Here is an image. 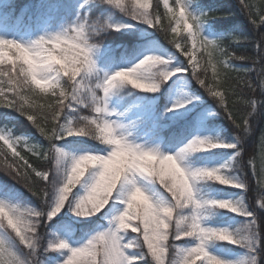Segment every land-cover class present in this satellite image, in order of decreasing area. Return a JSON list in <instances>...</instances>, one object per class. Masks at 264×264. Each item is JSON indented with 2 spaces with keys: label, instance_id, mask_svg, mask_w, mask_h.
Returning a JSON list of instances; mask_svg holds the SVG:
<instances>
[{
  "label": "snow or ice",
  "instance_id": "snow-or-ice-1",
  "mask_svg": "<svg viewBox=\"0 0 264 264\" xmlns=\"http://www.w3.org/2000/svg\"><path fill=\"white\" fill-rule=\"evenodd\" d=\"M84 2L87 3L88 0ZM105 2L124 11L136 21L162 32L166 38L171 32V43L180 50L179 53L187 57V64L174 70L165 67L160 72L158 83L151 90L140 83V74L146 70L151 71L157 65L168 64L166 59L156 55H148L133 67L123 68L99 82L90 83L88 74L95 69L94 50L100 46L94 41V34L107 29L118 31L126 25L102 22L86 14H82L63 31L41 36L31 44L0 38V104L24 115L49 142L45 149L42 145H30L26 137L15 136L10 130L0 131V154L10 152L19 161L8 164L5 171L29 186L33 195L44 204L43 207L36 208L14 203L10 197L0 198V209H3V213H0V228L7 233V236L0 234V264H35L31 257L42 246V233L47 228V221L56 217L66 203H71L73 189L89 173L91 182L87 185L86 194L78 198L73 209L95 199L100 206L90 215L100 212L113 199L114 192L121 185L127 186L122 193L125 207L113 217L108 228L97 231L79 246H72L64 239L49 242L50 249L67 250L65 259L58 264H260V257L264 255V237L261 235L264 217H258L255 205L249 210L243 197L236 202L216 199L203 195L198 188L201 181H214L247 190L249 179L226 175L220 168L188 167L184 164L186 154L219 146L235 148V158L238 161L244 151L241 135H237L235 143L228 144L196 137L177 153L163 154L155 148L133 143L118 131L119 125L115 121L105 116L108 111V95L115 87L127 83L139 89L157 91L175 73L190 72L218 101L233 125L238 130L243 128L246 133L250 127L249 120L243 118L242 123H238L236 116L229 111L225 93L232 89L219 79L218 71V68L241 71L235 69L233 60H243L245 57H237L235 52L224 47L228 41L225 38H209L203 31V25L208 20L230 13L219 9L196 13L191 10L187 0H177V11L176 7L168 5V0H164L168 19V24L165 25L161 22L159 12L152 10L151 0ZM244 7L249 9L250 16L259 15L260 22L264 23V15H260L264 13V7L257 12H253L248 4ZM252 22L256 23L255 20ZM173 23L175 26H172ZM181 26L187 30L185 41H190V50H185L176 40L175 34L180 31ZM228 36L236 38L233 33ZM17 47L32 54L51 51L54 58L33 67L13 54ZM256 47L258 56L253 63L258 66L261 78L259 87L264 95V38ZM197 51L206 53V63L212 66V85L206 84L205 79L201 78L199 62L193 63ZM69 52L72 54L71 58L67 55ZM243 71L247 74L250 70ZM244 83L249 88L253 87L249 81ZM221 87L225 91L217 90ZM24 92L35 96L37 102L28 103ZM9 96L12 98L9 99ZM40 100L45 102L39 103ZM246 103L252 108V112L246 116H251L256 111L257 102L248 100ZM81 106L89 110L87 114H82ZM183 106L184 103L173 104L167 111ZM70 110L80 113L74 121L68 119ZM71 135L92 137L111 146V150L106 154L96 152L71 156L69 162V153L59 147L57 141ZM17 147L27 148L37 161H46L47 165L34 166L17 151ZM62 164L64 174L60 177L58 173ZM249 165L253 175H256L252 160H249ZM93 169L96 171H92ZM260 174H264V167ZM33 177L42 182V187L37 189L34 186ZM141 178L157 181L169 198H157L141 184ZM52 195H55V203L49 208ZM214 206L230 209L251 219L235 232L213 226L205 221L208 217L207 210ZM259 209H264V194L261 195ZM24 211L28 212V218L21 214ZM129 229L138 234L135 237L137 244L125 243L123 234ZM245 231L251 236L250 244L242 239ZM177 241L191 246L182 247ZM216 241H227L246 247L256 255L245 256L239 260L226 259L212 252L211 245ZM137 247L140 249L139 254L129 253L128 249Z\"/></svg>",
  "mask_w": 264,
  "mask_h": 264
},
{
  "label": "trees",
  "instance_id": "trees-1",
  "mask_svg": "<svg viewBox=\"0 0 264 264\" xmlns=\"http://www.w3.org/2000/svg\"><path fill=\"white\" fill-rule=\"evenodd\" d=\"M81 0H0V38H8L10 33L16 30H21L25 27L32 26L36 34H39V27L41 22L46 18H51L54 23L64 22L72 23L73 20H78L82 14H86L92 19H99L102 22L106 21L111 24H123L125 27L120 30L107 29L99 31L94 34L93 39L99 43L100 59L98 65L95 66L93 73V83L99 82L101 77V69L104 67L123 64L127 61L135 59L144 51L153 45H157L160 49L167 52L171 57L177 60H182L187 64V57H184L180 50L176 49L171 43V32L166 38L162 32L147 25L146 23L136 21L124 11L116 8L105 2V0H88V3L81 7ZM189 7L196 13L205 12L211 9H219L223 12L230 13V15H221L214 17L203 25V31L209 38L223 37L227 41L225 45L230 52H235L237 57L243 56L245 59L233 60L235 69L220 71L219 79L226 82L231 87L230 92L225 95L228 99L229 111H232L237 118L238 123H242L243 118L249 120V130L245 133L243 128L238 130L232 121L227 118L222 106L213 98L207 90L201 86L191 75L187 73L191 93L198 97V106L194 111L189 112L185 117L177 121L165 115V108L168 103L169 83L165 81L161 84L159 94V101L157 102V122L159 134L164 138V143L177 147L185 143L200 126L198 111L202 107L212 108L214 115L208 116L205 119L206 127L210 130H219L220 135L227 141L235 143L237 135H241L244 151L237 161L235 158L233 169L239 177H246L249 179V186L247 190L234 189L225 186L221 183L210 181V185L219 188L223 194H242L249 210L253 206L258 209V217H264V209H259L261 195L264 194V174H260V170L264 167V95L259 87L260 77L258 66L254 65L253 61L258 56L256 45L264 38V23L260 22L259 15H249V9L244 5L251 6L253 12H257L261 7H264V0H187ZM152 10L159 12L162 18V23L168 24L167 9L164 5V0H151ZM176 5L177 0H168L169 4ZM264 15V13H260ZM253 20L256 21L253 24ZM173 26V25H172ZM229 33H233L236 38H230ZM176 35V40L181 43L185 50H190V41L186 42L187 34L180 32ZM208 57L206 53L199 51L198 71L201 78H204L206 84L212 85L213 69L211 64L206 63ZM215 63V61H213ZM191 66V65H190ZM243 69H249L247 74ZM98 77V78H97ZM6 79V78H3ZM244 81L252 83L253 87L246 86ZM6 87V86H5ZM219 91H225L224 87L218 88ZM134 91L132 87H127L125 93ZM7 94V93H6ZM28 97V103L37 102V98L30 93L24 92ZM152 94H145L142 91H135L131 95L133 98L148 99ZM12 97L9 96V99ZM131 100L129 102H131ZM248 100L257 102L256 111L251 116H246L247 113L252 112V108L246 103ZM44 103V100L38 101ZM82 114H87L89 111L81 106ZM80 113L70 110L68 113L69 120H75ZM11 131L15 136L26 137L30 145H42L45 149L48 147V140L46 137L32 124L24 115L16 109L7 108L0 104V131ZM2 143V142H0ZM99 143L98 140L82 135L77 138H65L58 140L57 145L69 151H95V146ZM17 151L28 159L29 163L34 166L37 164L47 165L46 161H37L27 148L17 147ZM237 151L235 148H228L227 150H220L213 152L203 158L211 159L213 161L222 160L231 152ZM249 160L255 164L256 175H253L252 168L249 165ZM19 163L15 160L10 152L0 154V196L4 198H11L12 201L20 203L21 205L41 208L44 206L43 202L35 195H33L29 186L10 175L5 171V168L10 163ZM54 164V161L52 162ZM64 165H60L58 175L63 176ZM38 170H44L38 168ZM34 186L38 189L42 187V182L38 178L33 177ZM72 195V194H71ZM50 204L52 207L55 203V195L50 197ZM68 204L65 205L61 215L54 217L51 221H47V228L42 233V246L36 249V255L31 257L35 264H47L56 254V249L48 248V243L56 241L57 233L62 230L70 229L73 231L72 239L74 241H81L89 233L98 230L106 223V210L103 209L92 219L76 221L67 215ZM230 216L224 217L228 220ZM218 218L217 220H220ZM259 223V219L257 220ZM138 234L129 231L127 238L133 240V244L138 241L135 237ZM262 237H264V225H262ZM191 239V238H185ZM171 243V241H170ZM180 246L185 244L183 241H177ZM219 244L223 248L233 251H239L242 248L230 244L225 241H220ZM264 244V239H262ZM23 247L22 245L20 246ZM47 249V250H46ZM136 252L140 253V249L134 248ZM260 250V249H258ZM26 252L27 249L25 248ZM170 255V254H169ZM256 255V253H254ZM145 264V262H141ZM260 264H264V255L260 257Z\"/></svg>",
  "mask_w": 264,
  "mask_h": 264
},
{
  "label": "rangeland",
  "instance_id": "rangeland-1",
  "mask_svg": "<svg viewBox=\"0 0 264 264\" xmlns=\"http://www.w3.org/2000/svg\"><path fill=\"white\" fill-rule=\"evenodd\" d=\"M88 3V2H87ZM87 3L84 2V0L80 1L81 7L86 5ZM171 7H176L178 11V4L173 5L169 4ZM76 20H73L72 23H64V22H58L54 23L52 19L48 18L45 19L41 25H40V33L39 36H48L57 32H61L64 29L68 28L69 25L75 23ZM173 26L174 23H173ZM180 32L187 34L186 28L181 26L180 31L177 33L179 34ZM35 33V31L29 26L28 28H24L21 30L13 31L10 35V39H15L20 42H23L25 44H31L35 40L39 39ZM69 58H71V53L69 52L67 54ZM148 55H156L163 57L168 61L167 65H157L153 67L150 71L149 78L150 79H159L160 77V72L167 67L169 70H174L177 67H184L186 66V63L182 60H177L173 57H171L167 52L164 50L160 49L157 45H153L150 48H148L144 53L139 55L133 60L127 61L123 64H117V65H112L111 67H103L101 69V77H99L100 81L103 80L106 76L114 74L116 71H119L123 68H130L135 66L136 64L139 63L140 60H142L144 57ZM95 60V66L98 65L99 59H100V53L98 49L94 50V56ZM199 62V51L196 52L195 60L193 63ZM96 69V68H95ZM94 69V71H95ZM94 71L92 73H89V82L93 83L95 81L93 79ZM188 72H180V73H175L173 76H171L167 82L170 83L169 89V103L166 108L165 114L170 117L171 121H177L178 119L186 116L189 112L192 110L196 109L198 104H197V97L193 96L190 92L189 88V79L187 76ZM98 78V77H97ZM94 84V83H93ZM132 87L134 91L125 93V89L127 87ZM161 87V86H160ZM135 91H144L149 94H156L160 91V88L157 91H149V90H144V89H139L131 84H121L114 89L111 90V92L108 95V103H107V108L108 111L105 113L106 118L115 121L118 125V131L125 135L130 141L136 144H140L146 148H155L159 150L163 154H175L180 149L184 148L188 143L191 142L196 137H201L205 138L208 140H211L213 142H219L223 141L224 144L228 143H233V142H227L221 135L219 130H210L206 128V123L205 119L208 116H212L214 114V110L208 107H202L199 110V118L201 125L199 129L195 132V134L189 139L186 143L182 144L181 146L177 148H173L172 146H165L163 144V138L159 135H157V116H156V102L159 99L158 96L152 97L150 100H148L146 103L140 102L141 99H136L133 98L132 100L131 95ZM89 99H91V96L89 95ZM131 100V103L129 104V101ZM186 102V103H185ZM177 103H184L183 107L174 109L173 111H167L170 107H172L173 104ZM82 135H71V136H66L68 138H76V137H81ZM227 147L224 146H219L211 149H203V150H197L195 152H191L186 154V158L184 160V164L188 167H209V168H220L223 173L226 175L232 176V177H239L238 174L234 171L233 169V162L235 158V153L232 152L229 154L226 158L223 160H220L218 162H213L208 159L204 160H198V159H193V158H199L201 156H204L210 152H214L220 149H226ZM67 153H69V162L71 156H79L83 155L86 153H96V152H102V154H106L107 151L111 150V146L105 145L103 143H99L95 147V151H68L64 149ZM92 171H96V169H93ZM91 182V173L86 175L84 180L80 185H78L75 189H73V193L70 196V201L71 203H66L65 205L68 204L67 207V215L74 220H88L97 215L99 212L90 215L88 217H83V216H78L76 215L72 209L75 205V202L78 200L80 196H83L86 194L87 191V185ZM141 184L146 187L151 193H153L157 198H169L168 194L166 191L162 188L161 185L157 181H153L151 178H141ZM210 181H201L198 184V188L200 189L201 193L205 196H210L212 198L216 199H224V200H231L233 202H236L239 200L241 197L244 196L242 194H230V195H224L222 194L218 188H215L210 185ZM224 185V184H223ZM231 188L235 189H241L238 187H233L230 185H225ZM127 186L126 185H121L118 187V189L114 192V197L109 201V203L105 206L106 207V218H107V223L104 227L99 229L98 231L104 230L110 226L112 223L113 217L119 214V212L125 207L124 203L122 202L123 196L122 193L126 191ZM2 198V197H0ZM14 202V201H12ZM16 203V202H14ZM245 203V200H244ZM246 204V203H245ZM54 206V205H53ZM65 207V206H64ZM63 207V209H64ZM62 211L58 214L61 215ZM103 210V209H102ZM208 217L206 219V223H209L213 226L216 227H221V228H227L233 232H235L237 229H241L243 225L251 219L250 217H245L242 214L232 212L230 209L226 208H220L218 206H214L209 208L208 210ZM57 215V216H58ZM232 215L228 220H216L218 218H224L227 216ZM132 231L131 229L128 230ZM97 232V231H96ZM96 232L90 233L87 237H85L84 240L81 242H75L74 240L71 239V232L66 231L65 233H59V236H57L56 241L58 242L60 239H64L68 241L72 246H79L83 243H85L89 238H91L92 235H95ZM128 232L123 234L124 241L125 243H132V240L126 239V235ZM0 234H4L7 236V233L4 232V229L0 228ZM230 243V242H229ZM233 244V243H231ZM236 245V244H234ZM191 246L190 244H184L182 247H187ZM241 250L239 251H231L223 248L220 246L217 241L213 242L211 245V250L215 254H218L226 259L229 260H239L245 256H250L254 255L251 250H249L246 247L241 246ZM129 253L131 254H138L134 248L128 249ZM67 250H59L57 249V255H55V258L52 260L50 264H58L59 261H63L65 259V254Z\"/></svg>",
  "mask_w": 264,
  "mask_h": 264
},
{
  "label": "clouds",
  "instance_id": "clouds-1",
  "mask_svg": "<svg viewBox=\"0 0 264 264\" xmlns=\"http://www.w3.org/2000/svg\"><path fill=\"white\" fill-rule=\"evenodd\" d=\"M13 54L18 55L22 60L26 61L30 66H33V67L37 66L42 61L47 62L48 60H51L54 58L51 51H44V52L32 54V53L27 52L22 47L15 48V50L13 51ZM149 75H150V71H147V70L144 73H141L140 83L143 84L146 89L151 90L158 83V79H150ZM99 206H100L99 202L93 199V200L86 201L83 204H79L78 208H74L72 209V211L76 215L86 216V215H90L93 212H95ZM0 213H3V209H0ZM21 214L24 215L26 218L29 217V214L27 211H24ZM242 239H244L246 243H249V244L251 243V236L246 231L242 234ZM13 264H15V262H13Z\"/></svg>",
  "mask_w": 264,
  "mask_h": 264
}]
</instances>
